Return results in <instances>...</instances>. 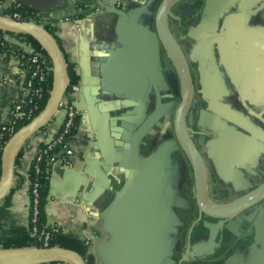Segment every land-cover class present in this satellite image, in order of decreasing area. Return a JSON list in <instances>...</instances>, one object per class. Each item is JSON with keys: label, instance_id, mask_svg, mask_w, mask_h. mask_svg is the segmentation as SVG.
Wrapping results in <instances>:
<instances>
[{"label": "crops", "instance_id": "obj_1", "mask_svg": "<svg viewBox=\"0 0 264 264\" xmlns=\"http://www.w3.org/2000/svg\"><path fill=\"white\" fill-rule=\"evenodd\" d=\"M18 1L27 6L7 0L0 3V16L10 17L9 7L13 4L32 10L37 24L57 44L69 88L55 118L44 130L29 137L15 156L11 188L0 200V250L35 248V239L28 226V170L40 144L56 132L57 117L69 104L74 107L79 120L72 139L74 151L68 167L50 169L48 196H51V201L47 202L45 208L47 222L61 230L55 238L54 248L78 254L85 264H110L106 249L117 240L120 230L119 219L113 215V210L129 185L137 180L141 167L131 157V138L154 112L157 94L161 99L162 111L141 139L138 157L142 166L146 167L149 162L153 144L164 141L160 129L166 122L168 112L164 111L170 101L167 99L163 66L157 58L163 54V49L156 38L154 24L161 0H127L130 2L127 20L105 9L90 15L87 12L97 5L96 0ZM113 1L108 0L109 3ZM230 3L242 7L231 11L228 17L235 20L244 18L241 28L248 29L247 44L254 49L252 51L259 60L257 77H264V26H245L249 15L264 10V0H230ZM223 11L221 8L220 13ZM176 12L172 17L176 16ZM175 24L173 30H176ZM225 35L229 36V32L220 35L223 37L219 40V46L228 55V50L223 47ZM3 39L5 45L0 47V128L7 124L11 106L22 97L24 91L27 73L18 59V52L37 53L49 61L41 45L30 36L9 33L3 35ZM209 52L213 56L210 46L204 49L202 44L193 52L197 58L192 60L199 63L204 79L202 93L214 99L226 90L222 81L219 86H208L205 75L210 67L206 60ZM213 61L215 64L214 56ZM238 66V62H235V68ZM246 91L253 92L250 89ZM249 112L260 117V114ZM236 113L244 117L255 131L257 129L264 146L261 129L248 117ZM219 116L226 121L221 114ZM222 132L219 137L226 134ZM239 166L251 170V173L264 171V160L259 159L254 170L246 163ZM256 218L258 226L249 240L254 249L248 248L240 253L239 248H232V256L240 257V261L236 262L232 256L225 261L220 257L218 264H264V215H257ZM89 233L95 235L90 247L84 244L85 236Z\"/></svg>", "mask_w": 264, "mask_h": 264}, {"label": "flooded vegetation", "instance_id": "obj_2", "mask_svg": "<svg viewBox=\"0 0 264 264\" xmlns=\"http://www.w3.org/2000/svg\"><path fill=\"white\" fill-rule=\"evenodd\" d=\"M185 3L178 7L175 17H168V27L189 69L193 95L185 124L204 166L207 202L216 206L230 201L227 199L237 187L244 186L243 179H248L251 174L248 169L243 171V176L240 172L237 174L238 169H241L237 162L241 161L233 157L227 145L223 150L225 161L218 158L217 141L226 138L231 131L239 130L236 125L223 121L218 111L230 109L239 112L264 134V77H252L247 71V62L241 60V54H246L248 29L241 28L243 17L237 20L228 17L234 9H241V5H231L230 0H186ZM129 5L127 0L116 2L117 8L126 13ZM221 8L224 10L222 13ZM249 16L244 24L247 28L253 24L264 26V10ZM175 22L177 27L173 30ZM226 32L234 33V37L238 35L239 40L235 39L234 43L242 42L241 46H228V55L219 46V40L223 37L220 35ZM202 44L204 49H208L209 45L213 50L215 66L226 90L214 99L202 93L204 79L199 63L191 58V53ZM236 61L238 68H235ZM162 69L166 76L170 104L164 111L168 112V116L160 129L164 141L162 144L154 143L151 148L144 187L139 191L136 201L142 215L145 212L149 214L145 227L148 231L149 254L140 256V264H218L220 257L223 261L231 258L232 248H239L240 253L250 249V241L245 243L239 237V232H248L250 226L243 221L235 227L231 221H221L201 212L197 202L194 168L174 130L175 109L181 101L179 79L176 72L164 66ZM246 89L253 92L249 93ZM249 110L260 114V117L251 115ZM220 131L226 134L219 137ZM234 176L240 178L238 183Z\"/></svg>", "mask_w": 264, "mask_h": 264}, {"label": "water", "instance_id": "obj_3", "mask_svg": "<svg viewBox=\"0 0 264 264\" xmlns=\"http://www.w3.org/2000/svg\"><path fill=\"white\" fill-rule=\"evenodd\" d=\"M87 1L91 2V0ZM117 1L118 0H114L109 3L108 0H96L97 5L91 8L87 13L92 15L99 13L101 9L111 10L117 17L127 20L126 12L123 9L117 8ZM3 2L6 3L7 0H3ZM14 2L27 6L18 0H14ZM185 2L186 0H161L156 10L154 20L156 38L163 49V54L159 55L157 58H159L165 68L176 72L180 83L181 101L177 105L174 115L175 134L193 165L197 188V202L201 212L211 218L221 221H231L235 227L245 221L247 226H250V229L246 233L243 231L239 232V237L241 236L243 238L242 240L246 243L255 233V229H257V215L260 217L264 215V181L259 185L257 184L258 180L261 179L262 176L264 177V171H253L249 174L250 176L248 179H243L244 186L236 188L235 193L239 195L235 199L216 206L210 205L207 202L204 166L187 133L185 124V116L190 107L193 95L189 69L185 57L168 27V17L175 13L178 7ZM0 31L12 34H24L35 39L46 53L52 67L51 73L53 75L49 97L42 111L27 125L18 129L16 133L8 139L2 149L0 159V200H2L8 194L12 185L14 160L18 150L29 137L42 130L55 118L56 113L59 111L61 100L69 86L66 68L57 44L51 35L41 26L32 21L17 22L10 17L4 18L0 16ZM235 39L239 40L238 35L234 37V33L230 34L229 32V36L225 35L223 47L227 48L231 44L234 46L236 44L234 43ZM241 43L237 42L236 45L241 46ZM252 50L254 49L247 44L246 54H241V60L247 62V71L255 78L259 72V60L257 59V54ZM191 58L196 60V54L193 53ZM206 60L210 64L207 74L205 75L209 81L208 86H212V84L217 86H219V84L221 85V78L213 63L211 52L208 53ZM237 60L239 62L240 57H238ZM161 111V99L157 94L154 112L143 121L132 135L131 157L134 162L140 164L141 167L139 168L137 180L129 185L128 190L119 199L113 210V215L119 219L120 230L117 240L106 249L110 264H140V256L149 254L148 231L145 230L149 214L145 212V215H142L143 212L138 209L139 205L136 202L139 197V191L144 187L143 181L146 179L145 175L147 173V168L141 165L138 154L143 135L159 118ZM220 114L227 122L236 125L239 130L217 141V146L219 147L218 158L222 162L225 161L226 158L223 154V150L225 145H227L232 150L233 157L241 161V164L246 163L254 170L259 159L264 160V146L260 142L261 137L257 134V129L255 131L244 117L234 111L226 110L220 112ZM58 117L55 123L56 132L59 131L63 124L65 118L64 111L59 114ZM250 162H252V164H250ZM240 163L237 162L238 165ZM243 171L244 169L242 168L238 169L237 174L238 172L242 174ZM235 178L238 183L239 179L237 177ZM97 193L98 192H95V194ZM50 201L51 196H48L47 202L49 203ZM252 210L256 213H251L250 211ZM246 214L249 216L246 217ZM250 249L253 250L254 246L250 245ZM236 254H238V251ZM232 258L236 262L237 260L238 262L240 261V257ZM52 262L85 264L84 259L78 254L54 247L48 249L35 247L30 249L0 250V264H42Z\"/></svg>", "mask_w": 264, "mask_h": 264}, {"label": "built area", "instance_id": "obj_4", "mask_svg": "<svg viewBox=\"0 0 264 264\" xmlns=\"http://www.w3.org/2000/svg\"><path fill=\"white\" fill-rule=\"evenodd\" d=\"M17 7L19 5H16ZM10 18L17 22H26L17 13L10 15ZM33 21V20H29ZM3 36L0 37V47H4ZM18 59L26 69V80L22 97L14 103L9 110V119L5 126L0 128V143L4 145L8 139L18 130L17 125L22 121H31L39 109V104L46 93L49 94L51 84H47V75L52 67L49 61L43 59L37 53L18 52ZM65 118L59 131L47 138V143L39 147L32 160L33 173L37 177L41 172V165L47 163L53 167H68L73 156V141L67 140V136L74 128L77 113L73 106L65 105ZM39 181L35 179L29 183L28 190V224L31 225L29 231L34 239H37L42 245L40 248L48 249L53 236L60 234L61 230L57 225H52L51 229L46 226L39 227ZM95 235L89 233L85 236L84 244L88 247L93 245Z\"/></svg>", "mask_w": 264, "mask_h": 264}, {"label": "trees", "instance_id": "obj_5", "mask_svg": "<svg viewBox=\"0 0 264 264\" xmlns=\"http://www.w3.org/2000/svg\"><path fill=\"white\" fill-rule=\"evenodd\" d=\"M2 2H3V0H0V3H2ZM9 11L11 14H13V13L19 14L21 16V18L24 19V21H26V22H28L29 20H33L34 23H36V24L38 23L36 16L32 12V10H30L29 8H26L23 6L17 7L16 4H13L9 7ZM6 34H9V33L0 31V37H2L3 35H6ZM52 80H53V75L50 72L47 75V84L50 85L52 83ZM48 97H49V94L46 93L43 100L39 104L38 111L35 113L34 116H37L42 111V109L44 108V106L47 102ZM29 122L30 121H25V120L22 122H19V124L17 125V128L20 129L21 127L27 125ZM78 123H79V120H78V116H77V118L75 119L74 128L72 129L70 134L67 136V138H66L67 140L73 139L74 135L76 134L77 128H78ZM42 130H44V128ZM44 145H45V142L41 143L39 147H43ZM3 147H4V144L0 143V159H1ZM50 169H51V167L47 163L43 162V164L41 165V172L36 177L35 174L33 173L32 162H31L30 169L28 170L29 183H32L35 179H37L39 181V184H40V186H39V195H40V197H39V200H40V202H39V209H40L39 227L46 226V228L48 230L51 229V225L48 224V222H47V216H46L45 208L47 205V198H48V192H49L48 181H49V176H50ZM0 174H1V162H0ZM28 226L31 229V225H28ZM55 238H56V236H53V238H51L50 243H49V248L54 247ZM41 245L42 244L37 239H35V247L40 248Z\"/></svg>", "mask_w": 264, "mask_h": 264}, {"label": "rangeland", "instance_id": "obj_6", "mask_svg": "<svg viewBox=\"0 0 264 264\" xmlns=\"http://www.w3.org/2000/svg\"><path fill=\"white\" fill-rule=\"evenodd\" d=\"M263 180H264V177L262 176L261 179L258 180V183H257V184L259 185ZM251 185H252V184H251ZM238 195H239L238 193H234V194H232V196H230V198L227 199V200L235 199ZM223 203H225V202H223ZM220 204H222V203H220Z\"/></svg>", "mask_w": 264, "mask_h": 264}]
</instances>
